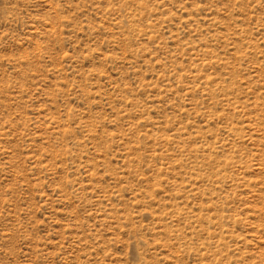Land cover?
<instances>
[{
  "label": "rangeland",
  "instance_id": "rangeland-1",
  "mask_svg": "<svg viewBox=\"0 0 264 264\" xmlns=\"http://www.w3.org/2000/svg\"><path fill=\"white\" fill-rule=\"evenodd\" d=\"M0 264H264V0H0Z\"/></svg>",
  "mask_w": 264,
  "mask_h": 264
}]
</instances>
